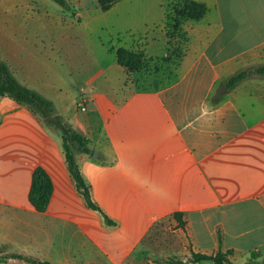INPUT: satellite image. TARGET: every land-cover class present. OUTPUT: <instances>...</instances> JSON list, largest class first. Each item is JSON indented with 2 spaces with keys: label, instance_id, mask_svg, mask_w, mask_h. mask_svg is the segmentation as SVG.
Here are the masks:
<instances>
[{
  "label": "crops",
  "instance_id": "obj_1",
  "mask_svg": "<svg viewBox=\"0 0 264 264\" xmlns=\"http://www.w3.org/2000/svg\"><path fill=\"white\" fill-rule=\"evenodd\" d=\"M174 1L120 0L103 11L96 0L94 7L80 10L82 31L93 32L94 20L112 28L105 42L95 38L93 44L106 52L80 77L89 98L86 112L68 107L80 99L78 89L58 88L34 74L33 61L31 66L26 56L54 58L43 53L42 46L7 41L6 47L22 57L17 73L2 59L16 78L52 100L58 113L88 139L92 154L76 151V161L93 200L115 224H106L78 192L61 135L4 96L0 257L17 253L39 263L126 264L150 228L179 211L204 222L213 214L230 219L232 225L239 224V218L246 221L239 236L253 237L263 255L255 263L263 261L264 76H251L233 87L227 81L246 68L264 65V0H194L208 9L198 20L183 21L182 57L161 61L156 73L128 74L106 43L113 35L131 34L137 38L135 46L120 47L142 50L154 65L168 52L166 14ZM81 5L77 0L76 7ZM105 13H112L111 21ZM19 14L12 0H0L2 17ZM72 29L51 26L46 31L70 34ZM65 50L68 57L70 51ZM95 151L98 156L93 158ZM37 167L48 173L53 185L45 212L29 201ZM205 246L212 252L216 242L209 236ZM206 250L200 253L211 255ZM249 250L253 252V246ZM8 259L10 264L28 263Z\"/></svg>",
  "mask_w": 264,
  "mask_h": 264
},
{
  "label": "rangeland",
  "instance_id": "obj_2",
  "mask_svg": "<svg viewBox=\"0 0 264 264\" xmlns=\"http://www.w3.org/2000/svg\"><path fill=\"white\" fill-rule=\"evenodd\" d=\"M12 1L15 7L19 9L20 14L9 17L0 15V59L9 63L17 73L20 70L18 64L22 57L18 59L15 52L6 47L7 41H36L39 46L43 47V53L54 58L38 59L35 56H26L30 65L33 61L35 75L47 79L49 83L61 89L67 87L73 90L78 89L80 95L82 87L87 91V87L82 84L80 77L82 74L84 75L86 68L89 70L97 64L95 57H99L103 53L102 51H105L96 42L94 45V40L97 37L98 41L100 38L104 41L112 34L111 25L105 28L104 23L106 22L100 20H94L92 23L93 32L87 33L80 29L83 24L80 10L94 7L97 4L96 0H81L82 5L80 8L76 7L77 0H68L69 8L61 7L54 0ZM178 3L176 0L167 8L166 25L169 27L178 18L175 13ZM105 14L111 21L112 13ZM66 25H72L73 29L70 34L61 33L60 31L58 33L46 31V28H51V26ZM69 36L72 37V40L67 39ZM171 38V49L176 52L184 44L183 36H173ZM136 40L137 38L131 34L113 35L106 46L112 51V48L117 49L124 43L135 46ZM65 49L70 51L68 57ZM162 66L161 61H156L154 65L151 63L146 69V73H156ZM71 80L73 81L72 84H70ZM79 101L80 99H75L72 104H68L69 109L72 111L79 110ZM172 214L156 222L150 228L144 239L138 242L135 256L126 264H178L180 261L187 262L192 251L201 252L206 250L205 244L208 243L209 236L213 242H216V248L212 252L210 250L206 251L212 254L217 253L219 249L226 252L231 248L232 254L229 255V258L234 264H246L248 259L256 261L261 260L258 257H263L262 251L258 248V244L253 237L248 240L239 236L238 232L244 226L246 227L244 224L246 221L241 222L240 218L239 224L235 222L232 225L230 219L215 214L211 215L207 222H204V219L200 216H193L188 212H184L182 219L185 226L182 228ZM255 244L256 246H254ZM251 246H253V252L256 255L255 259L251 254L253 252L249 250ZM0 260L6 264L9 263L8 255L0 257ZM192 264H213V262L206 261Z\"/></svg>",
  "mask_w": 264,
  "mask_h": 264
},
{
  "label": "trees",
  "instance_id": "obj_3",
  "mask_svg": "<svg viewBox=\"0 0 264 264\" xmlns=\"http://www.w3.org/2000/svg\"><path fill=\"white\" fill-rule=\"evenodd\" d=\"M54 1L64 8H69L70 6L68 0ZM118 1L120 0H97V3L103 11H107ZM178 2L177 7L175 8V13L178 18L174 20L170 27L166 25L167 35L169 38L167 48L168 52L166 56L157 61L167 62L173 60L174 58L182 57L185 51L186 40L185 33L182 31L183 21L186 19L198 20L206 14L208 9L204 3L194 0H180ZM173 36H183L184 40V44L182 47H179L176 52L172 50L170 46L171 37ZM112 51H115L118 63L126 69L128 74L146 70L154 61L153 59H148L142 50L119 47L117 49L112 48ZM254 75L264 76V65L249 67L240 71L232 76L227 81V84L230 87H233L239 82ZM4 96H8L17 103L26 106L51 132L61 135L62 146L66 156L68 169L76 183L78 192L82 195L90 209L98 211L102 214L106 224L114 225L115 222L111 220L93 200L91 187L82 175L80 167L76 161V151L92 154V150L88 146V139L81 131L74 128L60 113H58L52 100L47 99L36 90L23 85L10 70L6 62L0 59V98ZM52 192L53 185L50 176L42 167H37L32 176V184L29 192L30 203L37 211L45 212L48 208ZM172 215L183 228L185 226V222L182 219L183 212H174ZM231 254L232 250H228L226 252L219 250L216 254L211 255L192 251L187 262L180 261L178 264L202 263L206 261L213 262L214 264H234L229 258V255ZM8 258L24 260L30 264H52L47 261L39 263L36 259L17 253L10 254ZM248 264L258 263H255V261L250 259ZM260 264H264V259Z\"/></svg>",
  "mask_w": 264,
  "mask_h": 264
},
{
  "label": "built area",
  "instance_id": "obj_4",
  "mask_svg": "<svg viewBox=\"0 0 264 264\" xmlns=\"http://www.w3.org/2000/svg\"><path fill=\"white\" fill-rule=\"evenodd\" d=\"M81 98L80 101L78 103V108L80 109V111L82 112H86L87 111V102L89 100L86 90L85 88H81Z\"/></svg>",
  "mask_w": 264,
  "mask_h": 264
},
{
  "label": "water",
  "instance_id": "obj_5",
  "mask_svg": "<svg viewBox=\"0 0 264 264\" xmlns=\"http://www.w3.org/2000/svg\"><path fill=\"white\" fill-rule=\"evenodd\" d=\"M227 89V87H226V85L225 84H223L222 86H221V90H226ZM98 156V154H97V152L95 151L94 152V154H93V158H96Z\"/></svg>",
  "mask_w": 264,
  "mask_h": 264
}]
</instances>
